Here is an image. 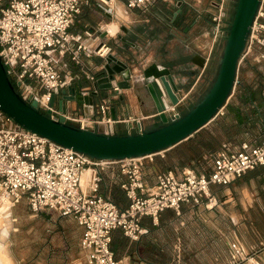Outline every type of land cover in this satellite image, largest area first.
Returning <instances> with one entry per match:
<instances>
[{
	"label": "built area",
	"instance_id": "1",
	"mask_svg": "<svg viewBox=\"0 0 264 264\" xmlns=\"http://www.w3.org/2000/svg\"><path fill=\"white\" fill-rule=\"evenodd\" d=\"M118 1L126 10H146L156 0ZM88 3L89 0H0V60L17 93L29 103L36 100L37 108L52 120L58 121L63 116L65 122L89 130L102 125L103 133L112 134L107 128L115 121L109 115L110 104L122 90L114 80L108 88L112 94L96 104L93 116L68 113L66 108L62 112L56 105L61 91L67 90L77 77L70 69L71 64L83 69L86 66L83 55L105 59L111 53V46L99 40L95 31H85L83 35L69 31L83 5ZM223 4L221 0L211 14L208 55L224 29ZM261 19H264V0H260L240 62L254 45L264 43ZM87 39L97 43L91 45ZM262 58L264 52L259 53L258 60ZM85 75L94 80L90 71ZM78 91L80 95L89 94L87 89ZM181 101L179 98L177 104H169L164 110L169 120L181 115L177 109ZM134 129L136 133L145 130L141 120L136 121ZM146 156L120 160L91 158L22 127L0 111V203L8 200L12 205L25 197L33 212L48 209L74 218L82 228L79 246L84 252V264H130L113 251V231L120 230L130 242H135L148 231L141 222L144 217L156 224L167 209L179 211L181 205L213 207L216 205L213 185L228 186L246 172L264 165V138L244 140L237 145L222 143L209 155V172L187 167L166 169L156 174L152 185L143 175L142 160L152 159ZM86 169L91 170V177L83 188L80 180ZM108 171L118 179L128 199L125 207L118 206L100 191ZM228 251L229 264L254 260L256 254L246 253L233 240L228 242Z\"/></svg>",
	"mask_w": 264,
	"mask_h": 264
},
{
	"label": "rangeland",
	"instance_id": "2",
	"mask_svg": "<svg viewBox=\"0 0 264 264\" xmlns=\"http://www.w3.org/2000/svg\"><path fill=\"white\" fill-rule=\"evenodd\" d=\"M226 1L224 0L223 4L226 9L224 22L228 21L224 25L225 36L195 88L181 104L179 108L181 114L202 97L217 73L218 60L222 54L236 3V0H228L227 3ZM173 2L175 4V0ZM187 2L194 7L192 9L188 6L187 9L189 17L186 25H189V28L186 30H183V26L173 28L171 23L168 26V22L156 21L154 26L156 32L152 37L150 30L143 29V32L147 33L144 32V38L139 42L140 49L132 50L126 47L130 58L135 62H145L147 59L158 60L174 64L175 67L181 66L184 70L192 67L188 61L190 55L199 51L206 52L208 49V46L203 45H209L212 33L204 36L203 32L207 30L208 15L217 10L221 0H200V2L187 0ZM116 3L122 5L118 0ZM104 8L108 6L99 0H90L89 5L82 7L69 31L82 33L86 26L91 28L93 25L94 28H98L113 21L115 8H111L110 16L106 15ZM172 9V6L164 9V12H168V17ZM118 11L120 14V9ZM122 21L120 25L125 27V20ZM190 21L192 24H189ZM210 21L212 22L211 18ZM261 22L264 23V19H261ZM108 41L117 54L125 57L124 30L120 28L118 34L110 37ZM185 43H188V48ZM261 52H264V43L254 45L239 63L238 84L235 85V91L238 92L248 86L254 88L264 119V94L261 95V92H264V58L258 60ZM8 78L16 90L12 78ZM189 80L192 82L191 77ZM232 100L233 96L228 103ZM228 106L223 108L224 114L215 116L193 141H185L180 146L153 154L152 159L144 158L142 168L145 180L150 183L149 181H153L158 172L166 169L178 170L187 167L196 172H204L208 163L204 158L205 153L217 149L224 141L237 145L235 143L246 134L248 139L255 138L260 123L255 121L247 124L246 117L238 118L234 115L236 112L232 109L234 107ZM37 109L45 114L41 108ZM66 123L77 127L76 124ZM255 175L248 174L233 181L228 187L213 189L218 200L224 201L226 195L233 199L222 205L218 203V206L210 210L183 209L180 215H177L172 209H167L160 215L158 224L154 226L150 225L149 217H144V222L150 225V231L148 230L140 241L130 242L125 237V260L130 264H223L229 258L225 242L233 236L229 214L241 210L242 197L251 194L250 191L254 190L255 196H263L264 178L257 179ZM88 183L89 179L83 176V186H88ZM224 190L227 194H224ZM256 206L254 204L253 208ZM0 220V264H84V252L79 246L82 228L74 218L48 209L33 212L27 199L21 197L11 207L1 211ZM115 232L119 235V231ZM117 241H121L119 236Z\"/></svg>",
	"mask_w": 264,
	"mask_h": 264
},
{
	"label": "crops",
	"instance_id": "3",
	"mask_svg": "<svg viewBox=\"0 0 264 264\" xmlns=\"http://www.w3.org/2000/svg\"><path fill=\"white\" fill-rule=\"evenodd\" d=\"M87 5H89V3ZM171 6L173 9L170 13V17H168L167 15L168 12H164V9L170 8ZM188 6L194 9L193 5H190L187 2V0H175V4L173 1L156 0L146 10H141V9H131V10L125 9L124 10L123 6L121 4H117L115 0L114 5L111 7V8H115L113 9L115 19L111 22H108V23L114 22L117 24L118 29L115 35H108L107 32H105V29L103 27L108 23L102 24V26L98 28H94L93 25H91V28H88L86 26L82 33L75 32V33L83 35L85 31H95V34H98L99 36V40L105 41L109 44L108 39L110 37H115L118 34L119 29L123 27L120 25V23L123 22L122 20H125V30H124L125 32V57L117 54V52H115L112 49L111 45H110L111 46L110 54H114L118 59H120L122 62H124L127 65V67L131 70V75L133 76V78L129 82L130 87L129 88L122 87V90L119 92V94H117V96L112 100L110 104L109 115L111 117V109L114 108L115 121L111 125H108L107 128L113 131V134L124 135V134H129V133H136L134 127L136 125L137 120H141V123L143 124V127L145 130L152 128V127L159 126L161 124L160 119L156 113V109L154 107L153 101L145 87V83L143 79H142V82H136L135 80L136 77L141 74L142 69H144L151 63L162 64V65L167 66L170 69L171 75L179 88L177 95L179 98H182L181 103L177 105V109L179 110L181 104L185 101L187 96H189V94L195 88L204 69H206L207 66L209 65V62L213 60V57H214L213 55L215 54L218 45H220L221 40L225 36L224 32L226 31V27H224L221 35L218 37V40L215 41L211 53L208 55L209 47L211 44L208 42L209 45L208 44L203 45L204 47L208 46V49L206 52L199 51V52H195L192 55H190L188 61L192 65V67H187V69L185 70L181 68V66L175 67L174 64L172 65L171 63H164L158 60L147 59L145 62H141V61L135 62L133 58H130V56L128 55V52L126 51V47L132 50L140 49L139 42L142 41V39L144 38V34L147 33L146 31H144L145 32L144 33L143 29L146 28L147 30H150L149 33L151 34V37H152L153 34L156 32L155 27H154L156 21H161L165 23L168 22V26H170V23H171L173 24L172 25L173 28H179L181 26H183V30H186L187 28H189V25H186V23L188 22V17H189V13L187 10ZM118 9H120V12H121L120 14L117 13ZM210 14L208 15L209 21L207 24L208 25L207 30L203 32L204 36L210 35L212 33L213 23L210 21V18H211ZM166 18H169V19H166ZM225 22L228 23V21H225ZM189 24H192L191 21ZM126 35L128 36L126 37ZM106 36H110V37L106 39L105 38ZM90 41L93 42L96 40L87 39V42L92 44V42ZM185 46L188 48V43H185ZM196 54H199L204 59L208 57L205 61L203 68L199 67L196 63L193 62L192 59L194 55ZM82 58L84 62L86 63L85 68L82 69L76 65H73V64L70 65V69L72 73L77 75V77L71 84V87H75L78 90L87 89L89 92L88 94L89 96L92 94V92L96 91L97 94L92 97L93 98V108L95 111L96 104L99 103L104 97L110 96L112 94V91L110 89L102 88L105 82L100 81L102 78L106 76V72L104 71V64H105L106 59H100L95 56L91 58H87L84 55L82 56ZM66 60L68 61V57H66ZM88 71H90L93 74L94 80H90L86 78L85 73H88ZM190 77L192 78V82H190L189 80ZM120 79L121 78L119 77V75H114L113 78L109 80V83L111 84L112 83L111 80H114V82H116L118 85V81H120ZM263 94L264 92H261L262 96ZM232 96H233V100L231 101V103H228ZM231 97L229 98L225 106H228L230 104L229 106L234 107L232 109L236 110V112H234L235 116H237L238 118L242 116L244 118L246 117L245 122H247V124L250 122L258 121L261 125V126H258L259 128H258L257 134L254 136L255 138L248 139L247 134H246V136L242 137L241 140H239L235 144H239L240 142L244 140L258 141L261 138H264V130L262 131V128H264V119L262 118L263 116L261 115V105H259V102L257 100L256 90L252 88L251 86H248V87L242 88L238 92L234 90ZM64 103H65L66 111L68 113H72V114L83 113L82 104L77 103L75 100L74 101L65 100ZM56 105L58 108V101ZM218 114H224L223 109ZM204 128H207V124L201 129H199L198 131H196L188 139L178 143L172 148L180 146V144H182L185 141L186 142L193 141L201 133V131ZM94 131L102 132V125H97L96 130ZM222 143H225V141ZM220 146L213 151L215 152L216 150H218ZM209 155H210V151L204 154V158L208 160L207 170L204 171L205 173L210 171ZM252 173L256 174L255 178L257 179L264 178V165L258 166L255 169L246 172L244 175H242L241 177L235 180L243 178L248 174L251 175ZM149 182L150 183L148 182L147 183L152 185L154 184L155 179ZM228 186L213 185L211 189L213 191V189L218 190V187H228ZM247 187L250 188L248 185ZM100 191L106 194L107 196H109L112 199V201L120 207H125L128 204V199L126 198L124 191L119 187L118 179L111 177V173H109V171L108 173L104 175V179L100 184ZM250 192L251 194H248V196L244 195L242 197V201H241L242 203L240 202V204H242L240 208L241 210L238 212L236 211L231 212L232 215L229 214V217L231 220L230 223L233 226V230H232L233 236L227 239L225 244H226L228 256H229L228 242L231 240L237 241L246 253L256 252V254L254 255V260L244 261L241 264H250L251 262L252 264H264V191H263V196L261 197L255 196L254 193L256 194V192H254V190ZM224 194H227L225 190H224ZM232 199L233 197L228 196V195L224 196V201H220L216 198V205H214L213 207L218 206V203H220L219 205H222L224 203L231 202ZM254 204H256L257 206L253 208ZM213 207L209 208L204 205H200L196 207L181 205L179 211H175L173 209L172 210L175 211L177 215H180V211L183 209L210 210ZM141 222H142V225H144L149 231H150L149 229L150 225L154 226L158 224V222L156 224H152V222L150 221V225H148L147 223L144 222V218L142 219ZM115 231H119V235ZM115 231H113L112 233V244H111L112 249L118 258H123L125 260V236L121 233L120 230H115ZM118 236L121 241H117ZM145 236L146 235H144V237ZM229 262H230V257L223 264H229Z\"/></svg>",
	"mask_w": 264,
	"mask_h": 264
},
{
	"label": "water",
	"instance_id": "4",
	"mask_svg": "<svg viewBox=\"0 0 264 264\" xmlns=\"http://www.w3.org/2000/svg\"><path fill=\"white\" fill-rule=\"evenodd\" d=\"M259 4L260 0H236L214 80L202 97L175 120H169L164 110L169 104L179 102L177 95L179 88L170 69L157 63H151L142 69L141 74L161 124L140 133L105 134L69 125L63 116L58 121L52 120L37 109L36 100L33 99L28 103L15 91L1 60L0 111L22 127L95 159L120 160L166 151L208 124L228 102L235 90L241 55ZM104 10L108 16L111 15V8H104ZM121 29L125 30V27ZM105 59L106 76L100 80L105 82L102 88L111 86L109 80L114 75H119L121 78L118 86L129 88L132 75L127 65L114 54H109ZM192 60L199 67H204L205 59L199 54L194 55ZM96 94L97 92H92L90 96L80 95L78 89L70 86L67 90L61 91L58 108L65 112L64 101L75 100L82 104L85 116H93L92 97ZM53 100L52 97L50 105ZM111 118L115 120L114 108L111 109Z\"/></svg>",
	"mask_w": 264,
	"mask_h": 264
},
{
	"label": "bare ground",
	"instance_id": "5",
	"mask_svg": "<svg viewBox=\"0 0 264 264\" xmlns=\"http://www.w3.org/2000/svg\"><path fill=\"white\" fill-rule=\"evenodd\" d=\"M100 2H102L103 4L109 6L110 8L114 5L115 3V0H99ZM119 12V11H118ZM117 12V13H118ZM105 29V32H107L108 35H115V33L117 32V24L112 22V23H108L106 24L104 27ZM102 28V29H103ZM104 32V30H103ZM97 42L96 41H93L91 45H95ZM141 75V76H140ZM136 77V82H142V79H143V76L142 74H140ZM133 78V76H132ZM153 154H149L147 155L146 157L148 156H152ZM83 176H85V179H89L90 180V177H91V170L90 169H86L83 173H82V176H81V180H80V183L82 185L83 188L87 187V186H83L82 184V178ZM11 207L10 205V202L8 200H3L1 203H0V219H1V211H3L4 209L6 208H9ZM1 221V220H0Z\"/></svg>",
	"mask_w": 264,
	"mask_h": 264
},
{
	"label": "trees",
	"instance_id": "6",
	"mask_svg": "<svg viewBox=\"0 0 264 264\" xmlns=\"http://www.w3.org/2000/svg\"><path fill=\"white\" fill-rule=\"evenodd\" d=\"M84 6V5H83ZM82 10V9H81ZM80 14V13H79ZM78 16V15H77ZM11 84H12V82H11ZM238 84V83H237ZM14 87V86H13ZM16 91V90H15ZM214 151L213 150H211L210 151V153H213ZM114 197V196H113ZM140 241V240H139Z\"/></svg>",
	"mask_w": 264,
	"mask_h": 264
}]
</instances>
